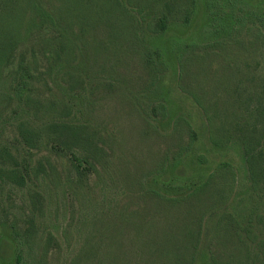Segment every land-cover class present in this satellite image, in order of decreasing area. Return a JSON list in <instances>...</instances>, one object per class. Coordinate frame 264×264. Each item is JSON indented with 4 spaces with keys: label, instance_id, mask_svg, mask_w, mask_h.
I'll return each mask as SVG.
<instances>
[{
    "label": "rangeland",
    "instance_id": "rangeland-1",
    "mask_svg": "<svg viewBox=\"0 0 264 264\" xmlns=\"http://www.w3.org/2000/svg\"><path fill=\"white\" fill-rule=\"evenodd\" d=\"M101 1L95 3L87 13L96 14L102 8L105 10L103 12L112 15L113 22L109 25L111 32L105 33L91 26L80 30L78 56L73 57L74 62L66 63L76 67V71L71 73L79 76L80 80H85L87 92L95 86L94 106L76 120L80 119L94 129L89 134L101 151L97 167L87 174L84 183L78 184L68 160L52 152L50 147L42 145L41 150H32L35 160L43 163L44 169H37L38 179H35L36 172L33 171L25 187L0 180V264H17L13 225L27 220L31 214H34L38 231L33 248L37 252V259L44 254L48 232L52 231L62 237L61 256H55L52 252L46 264H70L71 259L87 246V241L95 252L90 258L82 257L80 264H100L103 260L109 264L107 261L116 256L120 258L116 264H170L166 255L171 254L177 259V255L183 257L181 262L171 264H184L185 258L192 259L187 257L190 253L197 252L200 232L201 249L199 248L197 264H211L209 255L215 247L220 249L223 260H227L224 257H228V251L224 249V244H232L225 240L229 234L215 231V223L211 222L210 216L214 209L224 207L231 195L235 198L249 190L244 157L240 147L235 144L228 148H216L212 145L210 129L202 110L189 91L179 88V65L173 50L175 41H207L205 31L210 23L209 1L195 0V12L189 24H184L175 15L170 20L167 35L153 37L147 32L144 41L138 39H142V27L136 32L130 26L128 15L115 11V6L108 9L107 5L106 8V2L104 1V5ZM121 1L125 9L130 10L137 18L139 16L151 21L159 13L158 9H152V3L156 0ZM165 1L172 5L175 3L177 9L181 10L188 3L187 0ZM219 1L217 4H224L225 11L234 10L237 16L246 21L258 16L264 18V0ZM226 2L234 4L232 10L231 5ZM158 3L162 5L159 0L156 5ZM210 4H214V1H210ZM164 9L162 6L161 10ZM79 11L83 13L81 8ZM5 21L4 18L0 21L3 28ZM12 29H16L15 26ZM2 33L4 35V30ZM103 34H110L109 38ZM31 41L29 43L28 39L26 45L35 43L34 39ZM142 44L151 51H159L164 61L162 67L159 66L156 70L151 66L150 70L149 64L145 63L148 57L144 55L150 51L143 50ZM28 48H35L38 52L43 49L42 45ZM17 65V54L7 63L1 64L0 81L9 78ZM39 66H44L42 60ZM45 72L39 78L42 85L36 88L38 95L33 96L30 102L32 110L40 102L45 103L47 113H40L38 122L41 124L48 122V119L65 117L62 105L56 102L60 99L57 91L46 86L48 78ZM206 74L194 73V78L190 77L187 83L192 86L194 94L209 104L214 121L224 129L225 95L222 96L220 90L212 87L213 82ZM108 83L113 87L105 86ZM9 89V86H1L0 93L8 92ZM49 97L54 105L48 102ZM13 102H0V145L10 146L14 152L21 153L22 157H28L24 151L25 146L15 132V125L25 119V116L21 115V108ZM160 105L166 106V115L162 112L159 114L158 111L155 115L152 113V108H160ZM51 107L54 109L52 112L48 111ZM189 124L195 138L188 148L192 140ZM181 147L188 149L178 163L173 157ZM164 159L168 166L164 165L159 171L158 166ZM224 163L232 165L236 171L234 185L231 176L221 173L217 176V183L221 181L220 185L208 186L195 194L184 193L181 195L184 198L175 204L167 201L170 196L162 201L146 192L151 189L161 193H178L177 188L205 181L209 174ZM31 191L40 192L45 200L33 205ZM141 208L151 210L144 211V215L155 217V222H158L149 231L147 228L139 234L132 231V237L127 240L131 233H119V220ZM203 217L206 218L204 223L201 222ZM129 222L132 223L131 220ZM191 237L198 239L192 240ZM131 240L135 242V251H131ZM154 259L152 263L151 260Z\"/></svg>",
    "mask_w": 264,
    "mask_h": 264
},
{
    "label": "trees",
    "instance_id": "trees-1",
    "mask_svg": "<svg viewBox=\"0 0 264 264\" xmlns=\"http://www.w3.org/2000/svg\"><path fill=\"white\" fill-rule=\"evenodd\" d=\"M98 1L101 0H48V2L47 0L44 2L43 0H0V21L3 18L6 20L4 28L2 22L0 25V65L7 63L16 54L18 58V65L12 70L11 76L0 81V87H10L8 92L0 93V102L9 104L10 101H14L16 106L21 108V115L25 116V119L15 125V132L26 148L24 151L28 154V157H22L21 153L14 152L10 146L0 145L1 182L25 187L33 171L36 172L35 179H38L37 169L40 171L44 169L43 163L35 160L32 150H41L42 145L50 147L52 152L68 160L77 176L76 183L78 184L84 183L87 174L96 169L101 151L89 134L94 129L81 122L80 119L76 120L81 115L83 116L88 108L92 109L94 106L95 86L87 92V87L85 88L84 85L85 80L82 81L79 76H74L75 74L71 72H75L76 67L68 64L74 62L73 57L78 56L80 30H86V27L91 26L105 33L111 32L109 25L113 22L112 15L103 12L102 8L96 14L87 13ZM156 1L152 3V9H158L159 13L151 21L139 16L137 18L130 10L125 9L121 0H103L101 3L103 2L106 8L108 5V9L115 6V11L119 10L122 15H128L130 26L136 32L139 27H142L144 31L140 35L142 39L138 38L142 41L146 39L147 32H150L153 37L167 35L170 20L174 19L175 15L184 24H189L195 12V0H187L188 3H185L184 10L177 9L175 3L172 5L169 1L159 0L162 5L159 3L156 5ZM208 1L210 23L205 31L207 41L203 43L173 42V50L179 65V88L189 91L197 106L202 110L208 122L210 141L214 147L228 148L233 144L240 147L249 182V190L246 193L239 194L235 198L231 195L224 207L211 212L210 219L212 223H215V231L219 230L229 234L225 240L232 244H224V249L228 251V257H224L227 260H223L220 249L215 247L209 255L210 261L211 264H264V18L258 16L246 21L232 10L234 4L226 2L227 5H231L232 10L227 12L224 4H217L219 0H213L214 4H210L212 0ZM162 6L165 7V11L161 10ZM79 8L83 10L82 14ZM125 10L126 12L122 13ZM20 17L22 18L19 19ZM13 26L16 29H12ZM49 32L52 34L50 35ZM103 35L109 38L110 34ZM28 39L29 43H32V39L35 43L31 46L26 45ZM38 45H42V52H38L35 48H28L38 47ZM142 46L143 50L150 51L144 53L148 57L145 63L149 64L150 70L151 66L157 70L159 66L164 65L163 56L158 50L151 51L144 44ZM41 60L44 62L43 67L39 66ZM120 61L123 62V60ZM44 71L48 78V81L47 79V82L45 81L46 86H51L57 91L60 99L56 102L62 105L65 117L48 119V122L41 124L38 122L40 113H47L44 109L45 103L40 102L32 110L30 102L33 96L38 95L36 88L42 85L39 78ZM198 72H206L207 78L213 82L212 87L220 90L222 96L225 95L226 108L223 115L226 123L223 124L224 129L214 121L209 104L194 94L192 86L187 83L190 77L194 78V73ZM110 83L104 85L113 87ZM50 97L48 102L54 105ZM159 107L152 108V113L155 115L158 111L159 114L162 112L166 115V106L160 105ZM52 110H54L53 107L48 111L52 112ZM188 127L192 139L187 146L189 148L194 143L195 134L190 124ZM187 147L179 149L173 157L175 162H180L179 158L185 154ZM164 165L168 166L165 159L158 166L159 171ZM221 173L231 176L233 185L235 184L234 167L224 163L209 174L205 181H200L190 187L177 188L178 193L169 191L161 193L151 189L146 192L152 193L154 199L157 197L162 201L166 199V196H170L167 201L175 204L184 198V196L181 197L184 193L195 194L208 186L220 185L221 181L217 183V176ZM31 198L35 206L45 200L44 195L37 191L30 192ZM142 208L129 216L126 214L125 218L119 220V233H131L127 240L132 237L133 232L139 234L146 228L149 231L153 224L156 225L158 222H155V217L144 215V211L151 210ZM205 217L201 219V222H205ZM162 218L165 222L164 216ZM103 219L106 220L104 217ZM130 220L132 223L129 222ZM102 222L103 220L100 221ZM36 227L34 214L28 216L27 220L20 224L13 225L17 243L15 252L17 264H46L52 252L55 256H61L62 237H58L51 231L47 234L44 254L36 258L37 252L33 251L37 241ZM197 237H191V239L197 240ZM201 237L200 232L197 252L190 253L187 257H192V259L185 258L184 264L199 262ZM134 240L137 242L136 239ZM134 240L130 241L131 251H135ZM181 246L184 247L182 244ZM93 251L95 252L87 241V246L71 259L70 264H80L82 257L90 258L94 254ZM177 256L179 259L173 254L166 255L170 264L175 261L181 262L183 257ZM119 261L120 258L116 256L107 262L116 264ZM154 261L155 259L151 260L152 263ZM100 264H106V260L100 261Z\"/></svg>",
    "mask_w": 264,
    "mask_h": 264
}]
</instances>
